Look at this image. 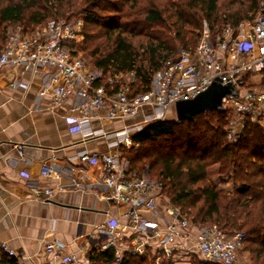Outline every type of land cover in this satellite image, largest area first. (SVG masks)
Segmentation results:
<instances>
[{"label": "built area", "instance_id": "2783aa9c", "mask_svg": "<svg viewBox=\"0 0 264 264\" xmlns=\"http://www.w3.org/2000/svg\"><path fill=\"white\" fill-rule=\"evenodd\" d=\"M207 27L194 50H180L179 57L166 61L153 75L149 89L135 96H130L136 79L133 72L108 76L112 87L121 84L119 91L110 94L105 85H96L103 79V72L68 46L79 42L84 34V20L77 15L50 20L32 32L22 24L6 29L0 74L8 70L16 76L11 87L28 91L32 81L39 78L38 101L48 99L46 107L54 112L71 100L80 114L73 134L84 141L105 138L113 148L105 154L79 153L65 160L64 166L54 155L42 163L41 169V177L49 180L68 177L70 183L61 185L62 189L103 187L105 198L123 210L124 221L119 218L114 224L98 226L104 237L99 247L114 251L111 264H124L126 255L151 254L155 264L179 262L180 258L189 261L192 257L217 264H239L245 232L229 233L215 225L195 224L164 196L162 180L152 177L149 168L131 172L130 162L121 153L122 146L132 144L135 133L153 121L168 120L177 101L194 98L216 77L239 91L238 95L223 98L227 139L236 142L248 121L264 131V11L238 25H226L214 37ZM27 75L28 82L23 79ZM146 107L151 112L134 126L112 131L91 126L92 119L103 124L132 117ZM92 166L100 172L97 181L93 180ZM32 191L43 200L54 193L50 185ZM64 247L60 241L46 245L47 253L53 256L52 264H93L88 252L65 253ZM3 254L16 258L18 264L30 259V254L18 256L8 244L0 242V264Z\"/></svg>", "mask_w": 264, "mask_h": 264}, {"label": "trees", "instance_id": "16d2710c", "mask_svg": "<svg viewBox=\"0 0 264 264\" xmlns=\"http://www.w3.org/2000/svg\"><path fill=\"white\" fill-rule=\"evenodd\" d=\"M123 1L86 0L80 5L70 0L65 8L64 0H0V51L9 26L22 24L32 32L73 12L84 20L85 37L68 46L89 52L91 65L104 75L96 85H105L113 94L121 84L112 87L108 76L133 72L136 79L130 96H135L149 89L153 75L166 61L179 57L180 50H194L207 26L214 37L226 25H238L260 9V0H230L225 7L223 0H172L167 8L152 0L142 14L139 0ZM108 11L113 14H102ZM92 26L103 31L95 36L97 41L105 38L97 42L101 45L90 46ZM134 38L142 43L135 44ZM227 125L224 110L207 111L182 123L153 121L135 133L132 144L122 146L121 153L130 162L131 172L149 168L154 178L162 180L164 196L195 224L245 232L244 248L252 264H264V131L248 121L240 138L230 142ZM230 182L232 191L222 186ZM89 255L93 264H111L115 256L112 249L99 247ZM2 261L18 264L7 254ZM124 264L155 262L152 254L126 255ZM162 264L180 263L165 260ZM188 264L217 263L199 258Z\"/></svg>", "mask_w": 264, "mask_h": 264}, {"label": "crops", "instance_id": "0c3cea01", "mask_svg": "<svg viewBox=\"0 0 264 264\" xmlns=\"http://www.w3.org/2000/svg\"><path fill=\"white\" fill-rule=\"evenodd\" d=\"M15 77L8 70L0 74V242L18 256L30 254V259H19L22 264H52L46 245L55 241L65 244V253H90L104 240L98 226L114 224L119 218L124 221L123 210L105 198L103 187L62 189L70 183L68 177L60 181L41 177L42 163L56 155L64 166L65 160L79 153L105 154L113 148L105 138L84 141L73 134L80 114L71 100L51 112L48 99L38 101L39 78L26 91L11 87ZM23 79L28 82L30 76ZM149 112L146 107L132 117L103 124L92 119L91 126L122 129L143 122ZM91 171L97 181L99 170L92 166ZM49 185L54 193L48 200L32 193Z\"/></svg>", "mask_w": 264, "mask_h": 264}, {"label": "water", "instance_id": "95a60500", "mask_svg": "<svg viewBox=\"0 0 264 264\" xmlns=\"http://www.w3.org/2000/svg\"><path fill=\"white\" fill-rule=\"evenodd\" d=\"M239 91L230 83L216 77L211 85L191 99L179 100L175 104L176 122L192 121L207 111H223V98L238 95Z\"/></svg>", "mask_w": 264, "mask_h": 264}, {"label": "rangeland", "instance_id": "374dc122", "mask_svg": "<svg viewBox=\"0 0 264 264\" xmlns=\"http://www.w3.org/2000/svg\"><path fill=\"white\" fill-rule=\"evenodd\" d=\"M70 0H64V6H65V8H67L68 6H66V5H69V4H66L67 2H69ZM72 1H75V0H72ZM78 1V3L80 4V5H84V3L86 2V0H77ZM120 2V3H124L125 1H123V0H113V2ZM150 1H152V0H139L138 2H139V7H138V10H140L141 11V13L142 14H145L144 12H142V10H144L145 11V8H147L148 7V4L150 3ZM66 2V3H65ZM172 2V0H157V4H158V6L160 7V8H167V6H169V4ZM228 2H230V0H223L222 1V7H225L226 5H227V3ZM120 3H118V4H120ZM236 8H240V5H237L236 6ZM261 11H264V0H260V9H259V12H261ZM101 12V11H100ZM73 12H68L67 13V15H69L70 14V16H72V15H74V14H72ZM124 12H121V14H123ZM102 14L103 15H108V14H113V13H111V11H108V12H102ZM66 15V14H65ZM69 16V17H70ZM89 32L92 34L91 35V39H92V41L90 42V46H91V44H93V45H98L99 43H97V42H102L103 40H102V38L101 39H99V41H97V39H96V37L95 36H97V34H101L103 31L101 30V28H97V27H95V26H92V27H90L89 28ZM84 37H85V35L83 34V37H81V39L79 40V42H81L83 39H84ZM102 40V41H101ZM133 42L135 43V44H140V38H134L133 39ZM107 43V42H106ZM142 43V42H141ZM82 45V44H81ZM99 45H101V44H99ZM84 46V45H83ZM83 46H81L82 48H83ZM82 54H83V56L86 58V60L90 63V64H92L91 63V57H90V55H89V52L88 51H86V50H82V51H80ZM171 114H172V116H169V119L170 120H176V112H175V109H173L172 111H171ZM147 169V168H146ZM146 169H143V170H146ZM143 170H141V171H143ZM152 176V175H151ZM153 177V176H152ZM212 177H213V175H212ZM222 186H224V188L226 189V190H233V184L230 182V183H227V184H223ZM195 259H198L199 260V258L198 257H196V258H194L193 259V257L192 258H190V260L188 261V260H185V259H179L178 261V263H180V264H188L189 262H194L195 261ZM239 264H252V260H251V256H250V253H249V251L246 249V248H244L243 249V251L241 252V258H240V261H239Z\"/></svg>", "mask_w": 264, "mask_h": 264}]
</instances>
